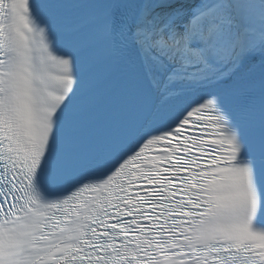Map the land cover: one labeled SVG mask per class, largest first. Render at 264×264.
<instances>
[{
	"label": "snow or ice",
	"instance_id": "1",
	"mask_svg": "<svg viewBox=\"0 0 264 264\" xmlns=\"http://www.w3.org/2000/svg\"><path fill=\"white\" fill-rule=\"evenodd\" d=\"M0 264H264V0H0Z\"/></svg>",
	"mask_w": 264,
	"mask_h": 264
}]
</instances>
